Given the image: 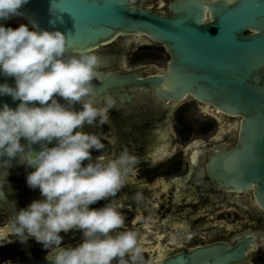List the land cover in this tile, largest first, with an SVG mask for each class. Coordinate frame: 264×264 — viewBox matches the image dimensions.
<instances>
[{"label": "flooded vegetation", "instance_id": "af4514ba", "mask_svg": "<svg viewBox=\"0 0 264 264\" xmlns=\"http://www.w3.org/2000/svg\"><path fill=\"white\" fill-rule=\"evenodd\" d=\"M169 1L158 4L164 2L167 11ZM205 18L210 19L208 12ZM23 32L42 41V56L72 67L40 74L20 71L24 95L69 118L78 136L53 164L43 158L37 170L35 159L20 146L15 124L0 127V137L6 138L0 139V150L15 148L6 157L9 161L0 163V216L8 219L0 226V248L25 241L42 244L31 249L35 257L1 264L49 256L108 264L107 254L113 250L110 259L115 263L144 254L151 256L147 264H156L223 244L244 250L228 264H264V211L253 189L216 188L207 172L211 153L235 145L238 126L232 121L240 117L220 113L191 95L164 101L157 85L145 81L166 71L170 54L162 42L143 33L119 34L91 50L73 52L52 47L29 27ZM108 74L133 75L134 80L109 84ZM28 78L42 83L44 97L27 94ZM213 123L212 140L190 138L195 129L208 134ZM173 133L183 141H174ZM229 212L236 216L230 224L222 219ZM217 214L222 217L216 220ZM73 228L80 235L108 230L102 238L54 247L40 256L56 232ZM87 251L90 260L78 256ZM24 252L14 248L10 254L15 259L25 257Z\"/></svg>", "mask_w": 264, "mask_h": 264}, {"label": "water", "instance_id": "95a60500", "mask_svg": "<svg viewBox=\"0 0 264 264\" xmlns=\"http://www.w3.org/2000/svg\"><path fill=\"white\" fill-rule=\"evenodd\" d=\"M15 18L59 50L85 52L127 33L162 42L170 54L166 71L145 82L156 84L164 101L191 95L220 113L240 117L232 121L238 126L235 145L211 153L207 172L216 188H252L264 211V0H171L167 11L133 0H0V26ZM71 69L37 50L0 42V127L15 124L20 146L35 159L37 170L43 158L53 164L78 133L54 107L24 95L20 71ZM106 77L109 84L134 80L127 74ZM10 152H15L10 145L0 150V163L9 161ZM243 253L242 247L215 245L156 264H228ZM8 264L88 263L49 256Z\"/></svg>", "mask_w": 264, "mask_h": 264}, {"label": "rangeland", "instance_id": "374dc122", "mask_svg": "<svg viewBox=\"0 0 264 264\" xmlns=\"http://www.w3.org/2000/svg\"><path fill=\"white\" fill-rule=\"evenodd\" d=\"M158 2L159 0H136L137 5H139V3H145L146 6L151 7L152 9L163 10L165 3L163 2V3L158 4ZM23 30H27V27L22 26L18 18L12 19L0 26V39L2 40V42L7 43V44L20 45V46L27 47L29 49L37 50L39 52L43 51L42 48L44 45L42 41L37 38H30L28 34H26V32H23ZM164 59L161 60L162 65L164 63ZM27 84L29 85V87L26 90L27 94L34 95L37 97H44L43 96L44 92L42 90L43 85L42 83L39 82L38 79L37 80L35 78L31 79L29 80V82H27ZM199 117L202 118L200 115ZM213 124H214V128L208 134H200L199 131L195 129V131L191 134L190 138L195 139V140H212L214 138L213 136H215L216 134V133L214 134V132H215L216 125H217L216 123H213ZM0 139L4 141L6 140V138L2 136L0 137ZM173 140L178 141V142L183 141V139H181L178 136V133H177V137L174 134ZM35 214L40 216L41 212L37 211ZM220 217L222 216L217 214L215 216V219L217 220ZM234 217L236 218L234 213L229 212V213H224L222 219L225 220V222L230 224V222L234 221ZM7 220L8 219L6 216H0V226L7 224ZM255 226L258 227L259 222H256ZM103 230H108V229H98V232L96 235L94 234L80 235L78 228L69 229L65 231L64 233L56 232L55 240L51 242L49 241L46 249H44V251L41 253L40 256H44L46 254L54 252V249L57 247L67 248V246H78L80 243L82 242L84 243L87 240L86 238H93V236H98L99 238H102ZM62 239H65V241L63 243H59V241H61ZM41 246L42 244H34L33 241H25L20 246L8 245L6 247L0 248V264L10 262L13 260H24V259H28L31 257H35V253H32L31 249L32 248L41 249ZM14 248L25 249V252L23 253L25 257L19 256L14 259L12 255L10 254V252H12ZM115 252L116 251L113 250L112 252H109V254H107L108 264H137V263L147 264L148 260L151 258L150 255L147 256L144 254H134V255L126 257L123 260L115 263V262H112V260L110 259L111 255L115 254Z\"/></svg>", "mask_w": 264, "mask_h": 264}, {"label": "bare ground", "instance_id": "6f19581e", "mask_svg": "<svg viewBox=\"0 0 264 264\" xmlns=\"http://www.w3.org/2000/svg\"><path fill=\"white\" fill-rule=\"evenodd\" d=\"M134 2V0H133ZM119 35V34H118ZM0 42H2V40L0 39ZM25 89V88H24ZM208 108V105H205L204 109H207ZM220 119H222V115L219 116ZM221 132L218 133V137H220L221 135ZM3 233H0V237L2 236ZM78 256L81 257L83 260L87 261L91 259V255L90 253L87 251V252H78Z\"/></svg>", "mask_w": 264, "mask_h": 264}]
</instances>
